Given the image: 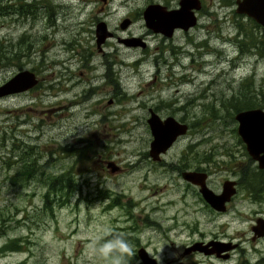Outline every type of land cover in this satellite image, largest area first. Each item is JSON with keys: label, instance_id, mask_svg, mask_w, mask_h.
<instances>
[{"label": "rangeland", "instance_id": "374dc122", "mask_svg": "<svg viewBox=\"0 0 264 264\" xmlns=\"http://www.w3.org/2000/svg\"><path fill=\"white\" fill-rule=\"evenodd\" d=\"M23 1L0 0V83L20 69L38 77L31 88L0 97V264H107L90 245L117 234L134 250L143 246L157 263L241 264L238 248L227 261L181 254L191 240L218 231L241 240L249 261L242 264H256L261 256L264 264V239L253 248L248 239L258 193L264 204L262 186L256 191V181H245L249 189L240 185L230 211L215 216L165 163L139 155L151 139L145 120L152 104L160 115L188 125L163 155L166 162L182 153L190 164L207 150L245 151L233 105L256 98L264 109V48L255 43L258 37L251 36L255 48L236 47L234 28L225 20L210 33L190 36L177 51L165 50L163 63L154 62L153 50L129 49L122 63L105 67L99 58L83 66L73 57L66 60L73 52L63 45L74 37L75 11L48 23L32 14L22 18L16 5ZM83 40L78 49L86 48ZM215 152L205 155L215 160L210 168L224 164L239 174L245 169L244 154L233 165ZM107 160L124 168L113 171ZM227 172L211 177L220 181ZM52 179L55 186L68 180L69 190L45 206ZM245 190L258 193L245 198ZM9 241L14 249L4 248ZM137 262L135 256L130 264Z\"/></svg>", "mask_w": 264, "mask_h": 264}, {"label": "flooded vegetation", "instance_id": "af4514ba", "mask_svg": "<svg viewBox=\"0 0 264 264\" xmlns=\"http://www.w3.org/2000/svg\"><path fill=\"white\" fill-rule=\"evenodd\" d=\"M241 1L242 0H25L23 3L19 5L17 4L16 7L17 13L21 15L22 18L27 17V14H32L37 16V18L45 17L48 23L55 22L56 24L58 23V18H61V21L62 19L65 20L74 13L73 11H75L74 14H77L78 16L73 22H70L72 24L71 28L75 29L74 37L72 39L63 41V45L65 47L64 49H69L71 52H73V56L69 55L66 60H70V58L73 57L74 62H79L80 65L83 66H90L89 64L91 62L95 63L96 60L101 58L100 62L104 64L105 67H107L112 65V63L117 60L119 63H122V53L129 52V49H138L141 52L153 50L154 52L158 53L153 55L154 62L163 63L167 60L163 54L165 50L170 52L173 50L177 51L178 49L184 47V44L190 40V36L197 37L201 32L210 33L218 24L225 20H227L234 28L232 35L234 38L232 43L236 47L241 49V46L248 44L252 45L251 48H255L256 44H261V46L264 48V25L256 21L252 15H248L245 12L238 10L239 3ZM254 1L256 3L255 6L257 8H261L264 16V0ZM147 9H150V11L146 12ZM250 9H253L251 5ZM175 10H178V13H176L177 16L175 15V17H169V12ZM145 12L147 13V17L152 19L150 24L153 26H150L146 23L144 17ZM80 15H82L83 18L79 17ZM101 24L103 26V36L100 35L102 39L100 42H97L96 29L97 26ZM78 35L85 36L81 39L78 37ZM251 36H256L258 38H251ZM231 39L229 38L228 40L230 41ZM254 39L256 44H253ZM82 40L84 41L83 43L86 44V48L78 49L77 43L82 42ZM224 57L227 58V55H224ZM230 58L231 56L228 58V60H230ZM174 59H177L176 55L174 56ZM238 59H240V56L236 57V60ZM59 62L62 63L63 60ZM134 62H137V60ZM252 107L261 108L260 106H251L241 109ZM146 110L148 115L151 110L157 114L160 119L171 116L176 121L186 124V130L188 128L187 123L181 121L180 119H176L171 114H165L164 116L160 115L157 112L159 109L155 104L147 107ZM182 134L176 136L164 151L159 152L156 159H153L148 153L149 142L147 150L140 152L139 155L145 156L154 162L165 163L167 171L180 178L184 182L185 186H191L194 189L196 195L202 199L203 205L212 211L215 216H221L230 211V202L240 189V185H243L249 189L245 181H247L249 184L252 180L256 181V191H258L261 186L262 187L260 190L264 189V167L257 166L256 160L248 154L245 144L242 140L238 141V144H241V142L243 143L242 146L245 150L243 152L237 150V153L231 152L228 154L230 150L225 152H223L224 150L218 151L221 153L215 152L216 150L212 151L215 152L214 154L227 156L230 161L233 160V158L239 157L237 155L243 156L244 154L247 157V162L252 164V167L249 168L248 163L246 162V165H244L245 169L241 170L240 174L239 172H236L235 167L229 168L224 164L214 166L213 169L210 168V166H207L209 162L215 161L206 158V154L212 153L208 150V153L204 152L205 154L203 156L196 158L197 160L194 161L196 163L189 164V162H186L184 160V153H182V157H178L173 161L166 162L163 155ZM221 160L222 159H220V161ZM109 162L112 164V166L109 164ZM238 163H242V161L239 160L235 163L234 161H231V164L233 165H237ZM136 164L141 166L138 161ZM105 165L109 168L111 166L113 171H119L124 168L113 163V161L111 162L108 160L106 161ZM225 169L229 170V172L222 176L220 181L211 177L214 171ZM184 171L203 172V182L205 186L213 193H220L223 190V184L228 181L231 182L229 186L233 187L234 191L230 194L228 199L223 202V208L216 209L204 200L199 191V184L183 178L182 173ZM251 186L253 187V185ZM185 190H187L186 187ZM245 191H247L245 198H247V196H254L258 193L251 191V194H247L248 190ZM259 198L260 194L258 193L255 208L252 209V214L248 216V239L251 242V248H253L256 242H258L260 239H264V234H254V231L251 228L252 225L256 224L257 219L261 218L264 220V204L260 203ZM217 233L221 234L219 235ZM217 233L212 234V236L209 238H204L203 235H200L198 238L191 240L190 243L183 247V249L195 242L205 243L210 240L227 242L229 245H232L225 251H221L219 255L214 253L205 254L198 250L184 252L183 249L181 254L186 255V257L198 254L205 257L214 258L216 260L227 261L231 257V252L238 248L240 252L239 259L242 260V264L244 259H246V253L239 244L241 240L233 241L232 237L230 236L223 237L224 233L222 234L221 231H218ZM137 249L135 250L136 253ZM223 254H225V256H223ZM262 259L263 256L257 257L256 264H261ZM178 264H198V262L194 259H190L186 262L180 260L178 261Z\"/></svg>", "mask_w": 264, "mask_h": 264}, {"label": "water", "instance_id": "95a60500", "mask_svg": "<svg viewBox=\"0 0 264 264\" xmlns=\"http://www.w3.org/2000/svg\"><path fill=\"white\" fill-rule=\"evenodd\" d=\"M254 3V0H242L239 3L238 10L252 15L256 21L264 25L263 11L261 8H257L255 6L256 3ZM250 5L253 8L252 10L250 9ZM149 11L150 9L146 10V12ZM146 12L144 14L145 21L148 25L153 26L150 24L152 19L147 17ZM176 13H178V10L169 12L168 16L175 17ZM102 27V24L97 26V42H100L102 39ZM37 80L33 71L29 69H20L0 83V97L25 91L34 86ZM233 118L237 122L236 132L244 142L248 154L256 160L258 167H264V110L259 107L241 109L233 114ZM146 121L151 134L148 153L153 159H156L158 153L164 151L176 136L184 133L186 130V124L176 121L171 116L160 119L159 116L151 110ZM109 164L111 163L109 162ZM182 176L186 180L199 184V191L204 200L216 209H222L223 202L228 199L230 194L234 191L233 187L229 186L231 182L228 181L223 184V190L220 193H213L203 182V172L184 171ZM251 228L254 234H264V220L261 218L257 219L256 224L252 225ZM231 246L232 245H229L227 242L210 240L205 243L195 242L185 247L183 251L198 250L205 254L214 253L219 255L221 251H225ZM137 256L141 264H169L168 262L156 263V260L149 256L143 247L137 249ZM223 256H225V254H223Z\"/></svg>", "mask_w": 264, "mask_h": 264}, {"label": "clouds", "instance_id": "9594fccd", "mask_svg": "<svg viewBox=\"0 0 264 264\" xmlns=\"http://www.w3.org/2000/svg\"><path fill=\"white\" fill-rule=\"evenodd\" d=\"M100 240L101 238L94 240L90 248L94 256H99L107 264H130L137 254L133 245L122 235L117 234L113 239L104 240L103 243Z\"/></svg>", "mask_w": 264, "mask_h": 264}, {"label": "trees", "instance_id": "16d2710c", "mask_svg": "<svg viewBox=\"0 0 264 264\" xmlns=\"http://www.w3.org/2000/svg\"><path fill=\"white\" fill-rule=\"evenodd\" d=\"M251 77H253L251 75ZM253 100H257L256 98L255 99H252L250 98V101H247L246 103H243L242 105H233L234 106V110L237 111L238 109H241V108H245V107H251V106H260L261 107V103L259 102H254ZM54 179H52L49 183L48 181V184L49 186L47 187V190L46 192L44 193V197H45V201H44V205L47 206L48 204V199H53L55 200V195H58V194H61L62 193H66L68 190H69V181L66 180V179H61L60 181H63L62 184L60 185H56L54 184ZM56 183V182H55ZM54 184V185H53ZM57 187V188H56ZM64 189V191H63ZM51 195V197H50ZM110 236H113V235H110ZM9 241L7 244H4V248H7V249H14L11 247V245L15 244L13 242ZM0 250H4V249H0ZM133 260V259H132ZM131 260V261H132Z\"/></svg>", "mask_w": 264, "mask_h": 264}]
</instances>
